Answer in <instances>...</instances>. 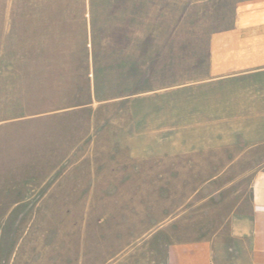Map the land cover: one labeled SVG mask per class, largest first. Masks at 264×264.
<instances>
[{
	"label": "rangeland",
	"instance_id": "374dc122",
	"mask_svg": "<svg viewBox=\"0 0 264 264\" xmlns=\"http://www.w3.org/2000/svg\"><path fill=\"white\" fill-rule=\"evenodd\" d=\"M236 1L0 0V264H161L143 239L210 174L165 165L174 142L220 149L264 109L224 69Z\"/></svg>",
	"mask_w": 264,
	"mask_h": 264
},
{
	"label": "crops",
	"instance_id": "0c3cea01",
	"mask_svg": "<svg viewBox=\"0 0 264 264\" xmlns=\"http://www.w3.org/2000/svg\"><path fill=\"white\" fill-rule=\"evenodd\" d=\"M234 5L235 25L223 32L224 69L253 70L257 72L254 76L264 81V0H237ZM228 54L229 60L233 55V65L229 61L228 66ZM250 95L246 101L264 102V94ZM247 110L243 116L254 118L253 125L246 132L241 130L225 138L229 143L220 149L207 143L206 148L182 152L174 142L173 152L164 159L165 165L175 162L205 166L210 174L201 190L206 192V200L176 215L173 223L159 226L143 239L145 249L157 245L161 264H264V109H255L254 113ZM216 166L225 167L221 180L230 183L238 179L237 184L231 182L212 192ZM247 166L257 167L249 180ZM203 195L198 194L197 198Z\"/></svg>",
	"mask_w": 264,
	"mask_h": 264
}]
</instances>
